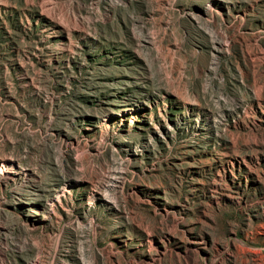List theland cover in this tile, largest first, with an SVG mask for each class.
I'll return each mask as SVG.
<instances>
[{
  "label": "rangeland",
  "instance_id": "1",
  "mask_svg": "<svg viewBox=\"0 0 264 264\" xmlns=\"http://www.w3.org/2000/svg\"><path fill=\"white\" fill-rule=\"evenodd\" d=\"M0 264H264V0H0Z\"/></svg>",
  "mask_w": 264,
  "mask_h": 264
}]
</instances>
